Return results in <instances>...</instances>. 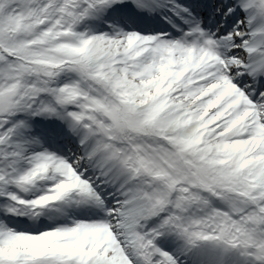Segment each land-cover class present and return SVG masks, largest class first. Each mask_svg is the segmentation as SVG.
Masks as SVG:
<instances>
[{"label": "snow or ice", "instance_id": "6c2138e0", "mask_svg": "<svg viewBox=\"0 0 264 264\" xmlns=\"http://www.w3.org/2000/svg\"><path fill=\"white\" fill-rule=\"evenodd\" d=\"M0 264H264V0H0Z\"/></svg>", "mask_w": 264, "mask_h": 264}]
</instances>
